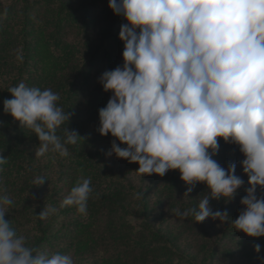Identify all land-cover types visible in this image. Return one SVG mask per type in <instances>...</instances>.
Segmentation results:
<instances>
[{"label": "clouds", "instance_id": "1", "mask_svg": "<svg viewBox=\"0 0 264 264\" xmlns=\"http://www.w3.org/2000/svg\"><path fill=\"white\" fill-rule=\"evenodd\" d=\"M108 6L126 22L119 31L123 63L98 79L112 93L98 110L97 131L114 138L106 155L138 164L134 172L142 177L178 171L187 185L184 196L204 184L207 194L198 206L176 209V216L197 223L231 220L236 231L264 237V194H257L258 188L264 193V0H108ZM16 60L24 62L22 49ZM8 92L4 112L38 138L36 156L51 151L66 157L67 145L85 140L67 127L57 134L72 113L58 106L52 89L20 82ZM221 139L244 157L248 186L234 220L210 204L231 201L245 185L236 163L225 168L215 159ZM6 162L0 156V166ZM45 180L38 176L33 183ZM92 193L91 178H80L60 207L86 216ZM13 204L0 189V264H75L71 254L28 246L5 219ZM57 211L48 205L36 215L44 220Z\"/></svg>", "mask_w": 264, "mask_h": 264}, {"label": "trees", "instance_id": "2", "mask_svg": "<svg viewBox=\"0 0 264 264\" xmlns=\"http://www.w3.org/2000/svg\"><path fill=\"white\" fill-rule=\"evenodd\" d=\"M105 16L108 21L98 27L97 19ZM125 22L112 12L108 0H0V156L7 158L0 166V189L14 200L5 219L26 237L28 246L41 251L58 245L59 253L78 260L89 258L91 264H196L179 250L173 231L154 230L147 190L161 186L165 188L162 194L172 202L176 197L173 191H182L178 204L184 210L198 206L199 199L207 194L206 186L197 184L184 196L187 185L178 171L149 175L145 187L134 186L128 177L130 171L121 172L113 162L115 155H106L114 138L97 131L98 110L112 95L103 90L98 79L104 71L123 63L119 31ZM17 49L23 50L22 64L16 60ZM20 82L52 89L60 96L58 106L72 113L57 134L63 136L67 127L85 140L67 145L68 156L49 151L39 156L45 162L40 165L35 155L38 138L4 112L3 101L12 98L8 89ZM243 158L238 146L220 140L215 159L221 166L236 163L242 171ZM42 166L57 171L58 176H51L66 195L80 178H91L93 193L86 216L78 214L75 207L55 206L58 211L50 220L38 218L36 214L44 206L54 207L53 191L57 189L53 183L45 196L36 189L34 174ZM245 177V185L234 199L210 201L213 210H227L232 220L237 218L248 186ZM257 194L264 193L258 188ZM132 217L138 223L133 224ZM183 219L198 226L195 231L199 237H208L211 225L207 220L197 223L191 216ZM222 225L218 240L222 247L207 250L208 259L230 256L232 252L223 247L234 234H240L231 220ZM256 239L263 241L262 237Z\"/></svg>", "mask_w": 264, "mask_h": 264}, {"label": "rangeland", "instance_id": "3", "mask_svg": "<svg viewBox=\"0 0 264 264\" xmlns=\"http://www.w3.org/2000/svg\"><path fill=\"white\" fill-rule=\"evenodd\" d=\"M76 2H80L82 0H75ZM108 21V17H100L97 19L98 27H102ZM125 147V146H124ZM36 158H39L36 156ZM39 164L41 165L44 160L42 158L37 159ZM113 162L117 166L116 168L120 169L121 172H125L129 170L128 177H131L133 180V184L136 187L144 186L147 184V180L149 175L141 176L140 174L134 172L138 169V165L136 163H129L124 159L117 158L113 156ZM41 171L35 172V178L38 176L44 177L46 180L44 184L36 186V189H40L44 196L47 194L49 188L53 186V183L57 185V189L53 191V199H54V207H60L61 201L66 196L65 189H62V186L59 182H54L51 174H56L58 176L57 171H52L50 169H45L43 166L40 169ZM236 174L241 176L244 181L246 180V175L243 174L242 171L236 169ZM56 178V177H55ZM165 189V188H164ZM161 186L157 188H151L147 190V195L149 196V201L153 212L151 214V225L154 230H158L161 232L173 231L176 236V244L181 252L186 253V255L196 264H264V237L262 243L258 241V239L253 237H248L243 232L240 234H234L233 238L229 239L223 249L226 251H231L230 256L224 257H213L211 259L206 258L207 250L214 249L216 247H222L221 244L223 242L218 241L220 239V231L222 230V223L219 220H212L210 218L206 219L208 225H211L210 232H208V237L203 236V234L199 235L196 233V228L198 226L188 223L187 221L176 216L175 210L181 209L178 204L179 193L182 191H173L175 194V200L172 202L167 199V196L163 195L161 192L164 190ZM50 205V204H48ZM46 205V206H48ZM52 216L48 219L50 220ZM58 219H62L61 217H56ZM31 236V234H30ZM256 244L261 245V251L256 253L254 251V247ZM59 246H49L48 248H44L43 250H49L51 252H58ZM62 254V253H61ZM100 254V253H99ZM101 255V254H100ZM74 259V258H73ZM202 259L204 261L202 262ZM206 259H208L206 261ZM89 258L84 259H74L75 264H91ZM206 261V262H205ZM202 262V263H201Z\"/></svg>", "mask_w": 264, "mask_h": 264}]
</instances>
